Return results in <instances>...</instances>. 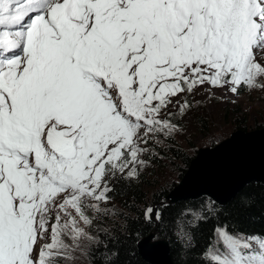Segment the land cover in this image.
<instances>
[{"label": "snow or ice", "instance_id": "snow-or-ice-1", "mask_svg": "<svg viewBox=\"0 0 264 264\" xmlns=\"http://www.w3.org/2000/svg\"><path fill=\"white\" fill-rule=\"evenodd\" d=\"M203 85L264 89V0H0V264L98 244L111 180ZM214 235L200 264H264V237Z\"/></svg>", "mask_w": 264, "mask_h": 264}, {"label": "trees", "instance_id": "trees-1", "mask_svg": "<svg viewBox=\"0 0 264 264\" xmlns=\"http://www.w3.org/2000/svg\"><path fill=\"white\" fill-rule=\"evenodd\" d=\"M188 112L199 133L207 134L211 128L209 116L196 113L193 106L185 114ZM185 114L177 119V114L171 113L178 128L185 127L181 119ZM237 123V128L245 130L243 120ZM147 148V160L139 169L138 178L118 176L110 182L111 199L102 205L106 211L95 219L90 229L99 241L87 248L90 264H150L139 255L138 243L152 232L169 243L174 264H200V254L215 243L214 229L218 226L228 225L232 234L264 237V185L247 186L225 206H217L207 198L167 205L166 197L177 183L164 179L165 169L181 180L194 157L173 136L164 138L161 144L153 140ZM149 207L159 210L156 223L145 215ZM189 235L192 239L186 247Z\"/></svg>", "mask_w": 264, "mask_h": 264}, {"label": "water", "instance_id": "water-1", "mask_svg": "<svg viewBox=\"0 0 264 264\" xmlns=\"http://www.w3.org/2000/svg\"><path fill=\"white\" fill-rule=\"evenodd\" d=\"M251 184L264 185V128L239 129L218 144L199 149L164 204L207 198L225 206ZM152 209L148 220L156 223L159 210ZM138 251L150 264H174L169 243L155 232L139 241Z\"/></svg>", "mask_w": 264, "mask_h": 264}, {"label": "rangeland", "instance_id": "rangeland-1", "mask_svg": "<svg viewBox=\"0 0 264 264\" xmlns=\"http://www.w3.org/2000/svg\"><path fill=\"white\" fill-rule=\"evenodd\" d=\"M184 99H187L190 106L195 108L196 113H203L211 120L210 131L207 134H200L189 112L181 118L185 127L179 128L173 137L192 157L196 156L199 149L212 147L239 130L237 128L239 119L244 121L245 125L242 127L246 131L264 128V89H254L247 91L246 94H234L228 87L221 89L203 85L192 94L185 95ZM170 113H176L177 119L178 116H181L179 107L175 103L171 107ZM160 137L162 138L159 139L158 144H161L165 138ZM142 146L148 147V145ZM145 154L141 157L143 160H147ZM165 171L166 178L164 179L166 181L176 183L180 181V178L173 175L170 170L165 169ZM109 210L113 211L111 208ZM44 242L49 241H42V243ZM89 244L88 241H83L81 248L73 253L74 258L69 264H90L86 254ZM218 246L223 250L222 245Z\"/></svg>", "mask_w": 264, "mask_h": 264}]
</instances>
